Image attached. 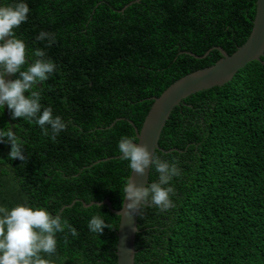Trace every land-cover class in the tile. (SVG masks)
I'll return each instance as SVG.
<instances>
[{"label": "trees", "instance_id": "obj_1", "mask_svg": "<svg viewBox=\"0 0 264 264\" xmlns=\"http://www.w3.org/2000/svg\"><path fill=\"white\" fill-rule=\"evenodd\" d=\"M26 2L15 33L29 60L39 48L55 63L41 104L66 127L53 140L34 120L0 109V128L13 129L26 155L10 160V145L0 143V205L27 200L62 213L75 235L56 234L54 264H116L119 216L81 201L121 207L130 169L119 138L140 129L153 96L220 58L216 47L230 54L246 40L256 0ZM40 31L55 41L37 40ZM158 145L157 156L178 161L175 207L141 210L134 264H264V63L250 61L222 86L183 99ZM157 179L150 168L148 183ZM93 214L107 225L99 234L87 228Z\"/></svg>", "mask_w": 264, "mask_h": 264}, {"label": "clouds", "instance_id": "obj_2", "mask_svg": "<svg viewBox=\"0 0 264 264\" xmlns=\"http://www.w3.org/2000/svg\"><path fill=\"white\" fill-rule=\"evenodd\" d=\"M29 11L26 0H13L8 4L0 2V109L6 105L12 119L34 120L42 133L54 140L66 127V122L53 115L51 106L41 104V92L43 83L55 71L56 65L39 48L33 52L36 58L29 60L24 40L15 33V29L27 19ZM36 39H47L51 44L55 36L40 31ZM8 73L18 75L6 80ZM0 143L10 145V160H26L23 142L12 128H0ZM117 150L120 159L127 161V168L137 176L143 175L149 167L158 173L156 181L144 186L138 185L130 173L125 178L122 185L126 201L122 212L124 216L140 215L146 205H154L161 211L175 207L171 199L174 193L171 181L181 174L175 158L162 159L153 149L150 152L147 145L138 142L137 135H121ZM105 227L107 225L101 215H91L87 223L91 233L99 234ZM65 228L75 235V229L71 228L62 213L52 214L45 207L33 205L27 200L11 207L0 205V264H54L52 257L57 251L56 234Z\"/></svg>", "mask_w": 264, "mask_h": 264}, {"label": "water", "instance_id": "obj_3", "mask_svg": "<svg viewBox=\"0 0 264 264\" xmlns=\"http://www.w3.org/2000/svg\"><path fill=\"white\" fill-rule=\"evenodd\" d=\"M7 38L6 36L5 39ZM216 48L221 56L213 64L184 74L169 84L160 95L152 97L153 102L145 115L140 129L130 121L134 127L135 135L138 136V142L147 145L150 152L152 149L154 152L156 149L163 151L158 145L161 131L171 111L183 99L200 90L222 86L230 81L236 72L250 61L256 60L264 63V60L261 59L264 55V0H256L252 27L246 40L230 54H227L221 47ZM5 79H13V74H6ZM149 170L150 167L146 168L145 173L140 176H137L134 172H130V175L138 185L144 186L148 183ZM81 202L84 207L93 204H105L111 213L119 216L116 231V264H134V241L138 214L133 213L130 216L122 214L126 203L124 198L119 209H114L107 198L101 201Z\"/></svg>", "mask_w": 264, "mask_h": 264}]
</instances>
